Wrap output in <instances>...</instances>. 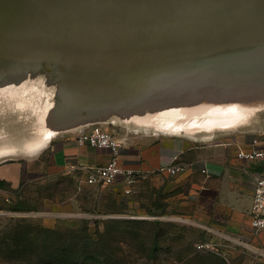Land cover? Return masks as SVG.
Here are the masks:
<instances>
[{"label": "water", "instance_id": "water-1", "mask_svg": "<svg viewBox=\"0 0 264 264\" xmlns=\"http://www.w3.org/2000/svg\"><path fill=\"white\" fill-rule=\"evenodd\" d=\"M259 64H264V0H0V92L29 72L60 81L57 135L115 124L113 112L125 119L123 113L151 108L156 100L147 102L150 98L175 90L196 97L186 103L169 98L162 105L193 108L198 127L236 129L264 106L220 116L209 96L232 72ZM95 83L104 85L102 93H89ZM79 87L82 93L74 90ZM133 87L139 96L127 95ZM117 96L120 102L113 100ZM173 126L176 132L161 133L198 138L197 126Z\"/></svg>", "mask_w": 264, "mask_h": 264}, {"label": "rangeland", "instance_id": "rangeland-1", "mask_svg": "<svg viewBox=\"0 0 264 264\" xmlns=\"http://www.w3.org/2000/svg\"><path fill=\"white\" fill-rule=\"evenodd\" d=\"M61 89V82L48 73L29 72L2 90L0 145L22 149L51 129L60 119L55 112ZM152 104L142 113H123L128 115L125 119L113 112L115 124L103 125L118 137L161 133L154 130L159 123L191 125L193 108ZM257 111L229 130L255 129L257 135L264 128V110ZM209 128L195 127L193 132L198 138L231 133ZM74 131L60 134L75 135ZM35 156L0 159V169L22 164L20 184L0 187V264H40L39 249L64 243L72 245L70 251L100 252L106 264H264V253L259 255L246 245L245 232L230 228L224 214L214 213L219 219L212 215L213 222L206 225V219L188 206L180 213L173 209L170 216L150 219L144 181L140 190L136 186L125 195L120 185H88L80 173L54 172L47 158L41 162ZM206 241L212 248L197 247Z\"/></svg>", "mask_w": 264, "mask_h": 264}, {"label": "crops", "instance_id": "crops-1", "mask_svg": "<svg viewBox=\"0 0 264 264\" xmlns=\"http://www.w3.org/2000/svg\"><path fill=\"white\" fill-rule=\"evenodd\" d=\"M257 135L264 148V128H259ZM254 136L255 129L231 131L210 139L162 133L122 137L126 144L120 161L126 167L143 172L137 189L140 190L144 181L148 218L157 220L172 215L173 209L180 213L193 206L194 212L203 216L208 225L213 222L212 215L224 214L226 224L244 231L246 245L262 255L264 232L255 231L251 221L255 183L264 175V158L245 161L237 157L240 149L249 148ZM46 158L52 171L77 172L84 181L79 167L104 165L111 159V153L88 144L79 145L74 134H59L34 160ZM178 162L187 165L184 172L172 175L162 170ZM21 175V163L0 169V180L12 186L20 184Z\"/></svg>", "mask_w": 264, "mask_h": 264}, {"label": "bare ground", "instance_id": "bare-ground-1", "mask_svg": "<svg viewBox=\"0 0 264 264\" xmlns=\"http://www.w3.org/2000/svg\"><path fill=\"white\" fill-rule=\"evenodd\" d=\"M229 75L233 77L229 78V80L227 81V84L226 83H215L214 84L215 88L220 89V91L219 90L215 91L213 94H211V96H209V97H212V99H214L213 103L210 104L212 111H214L213 113H216L220 116L224 114L225 116L231 117V116L240 115V113H242L241 111H246L247 109H253L255 107L264 106V64H259L256 66H249V68L247 67L246 70L235 71ZM234 80L236 81L233 82ZM95 84L96 85L91 84L90 87L87 86L89 87V91H90L89 93H92V92L97 93V94L102 93L104 91V85L101 83H95ZM74 90H78L77 92L81 91V93L82 91H84L82 87L76 88ZM130 90H127V92H130V94H127V92H125L124 94L130 95L131 97H135L136 95L139 96L141 94V92L137 93L138 90L136 89V87H133ZM173 92L176 94L170 93L167 95L161 94V96L157 95L153 98L149 97L150 100L147 102L156 100V101H160V103H164V100H167L169 98H175L179 100H184L182 102L186 103L189 99L196 97L195 94L194 95L192 94L193 91H186L182 93L180 92V90H175ZM89 93H86L85 95H88ZM111 93L113 94L112 91L110 92V94ZM77 94H80V93H77ZM113 96H116V94ZM103 97L104 99H106L104 95ZM120 97L121 96H117L113 100L120 102ZM100 98L101 100L103 99L102 97ZM88 99H93V97H89L85 100H88ZM97 100H99V98ZM107 100L110 103L113 102L111 98ZM188 103L193 104V102H188ZM116 104H119V103H116ZM164 105L170 106L172 104H164ZM147 106L148 105L138 106L132 111L137 112L138 110L136 109H139V110H142V112H144L145 110H148V109H145V108H149ZM142 112H139V113H142ZM191 124L193 126L198 127L200 124V121L196 119L192 121ZM222 126L223 128L226 129V126L224 125ZM67 128H70V127H67ZM59 129H61V127L53 126L51 129L44 132L43 135L39 136L34 142L28 143L22 149H18L14 145L1 144L0 145V159L4 157H9V156H16L19 154H25L27 156L37 155L57 135V133L59 132ZM177 129H178L177 126H173V124H159V125H156V129L154 130H157L159 132L162 131L164 133H172V132H176Z\"/></svg>", "mask_w": 264, "mask_h": 264}, {"label": "built area", "instance_id": "built-area-1", "mask_svg": "<svg viewBox=\"0 0 264 264\" xmlns=\"http://www.w3.org/2000/svg\"><path fill=\"white\" fill-rule=\"evenodd\" d=\"M79 145L88 144L91 147L107 149L111 153L108 163L100 166L81 165L79 169L84 174V182L88 185L110 187L120 184L125 195H131L139 184L143 172L124 166L120 161L121 151L126 144L122 137L112 134L103 124H94L75 133ZM237 157L249 161L264 158V148L259 136H254L249 148L240 149ZM187 165L172 163L163 168L169 174L176 175L184 172ZM251 226L257 232H264V175L259 176L255 183L254 204L252 208ZM199 249L212 248L211 242H201Z\"/></svg>", "mask_w": 264, "mask_h": 264}, {"label": "trees", "instance_id": "trees-1", "mask_svg": "<svg viewBox=\"0 0 264 264\" xmlns=\"http://www.w3.org/2000/svg\"><path fill=\"white\" fill-rule=\"evenodd\" d=\"M11 184L5 180H0V187ZM19 210L20 208H16ZM160 224V221H155ZM51 246V245H50ZM72 245L64 243L60 247H44L40 250V264H106L100 252L88 251L85 249L69 250ZM18 252V250H16ZM22 252V251H21Z\"/></svg>", "mask_w": 264, "mask_h": 264}]
</instances>
